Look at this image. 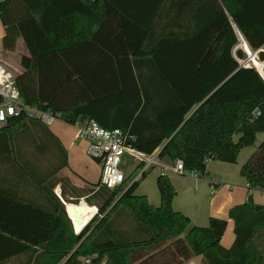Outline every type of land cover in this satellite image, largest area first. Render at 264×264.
I'll return each mask as SVG.
<instances>
[{"label":"trees","instance_id":"obj_1","mask_svg":"<svg viewBox=\"0 0 264 264\" xmlns=\"http://www.w3.org/2000/svg\"><path fill=\"white\" fill-rule=\"evenodd\" d=\"M0 22L2 50L21 39L28 52L15 76L22 101L67 125L120 130L136 152L181 160L199 177L210 161L235 164L264 134V53L258 69L240 65L248 47L264 51V0H4ZM3 126L38 197L0 191V264H264V207L250 195L264 189V139L241 167L248 198L228 212L234 241L225 249L227 222L193 226L172 209L167 176L156 179L157 208L135 195L148 172L114 190L58 179L67 154L46 126L24 114ZM80 199L98 216L76 235L63 203Z\"/></svg>","mask_w":264,"mask_h":264},{"label":"crops","instance_id":"obj_2","mask_svg":"<svg viewBox=\"0 0 264 264\" xmlns=\"http://www.w3.org/2000/svg\"><path fill=\"white\" fill-rule=\"evenodd\" d=\"M0 25V63L5 65L14 76H17L23 71L19 61L23 56H27L28 52L21 39L16 42L13 52H4L1 45L4 29L1 22ZM240 47L244 50L243 46ZM249 50L251 51L248 47ZM3 127L0 125V191L16 192L19 197L23 195L24 198L35 199L38 197V192L32 186L22 183V173L14 163L12 143L1 134ZM47 129L59 141L67 154V168L59 173L57 178L73 177L87 185L99 183L100 167L86 155L87 143L76 139L75 129L59 120L54 121ZM30 133L35 134L33 128H30ZM27 134L29 132L25 133ZM15 139L21 151L20 154L28 153V140L23 134L17 135ZM263 139L264 134L258 135L256 145L242 150L235 164L208 162L206 164L207 177L180 176L170 171L164 174L170 180L176 193L172 209L187 217L193 226L205 228L211 218L227 222L226 230L220 240L221 246L225 249L230 248L234 241L233 221L228 219V212L233 207L245 203L248 198L247 184L240 176L241 167ZM162 163L166 168L172 166ZM147 172L146 178L139 184L135 195L145 197L149 205L157 208L160 205V197L156 179L162 173L157 168H151ZM55 190L58 196L59 187L57 186ZM250 195L254 204L264 207V189H252ZM182 264H202V260L201 257L196 256Z\"/></svg>","mask_w":264,"mask_h":264},{"label":"built area","instance_id":"obj_3","mask_svg":"<svg viewBox=\"0 0 264 264\" xmlns=\"http://www.w3.org/2000/svg\"><path fill=\"white\" fill-rule=\"evenodd\" d=\"M3 2L4 0H0V4ZM240 65L250 68V65L244 62H240ZM23 114L27 119L37 120L46 127L59 120L50 112L26 106L16 87L15 76L5 65L0 63V125H4L10 118H19ZM72 127L75 129L76 139L87 143L86 155L99 165L101 170L99 184L106 189L114 190L127 179V173L122 169L125 157L138 161L139 165L142 164V167L139 168L137 165L131 171L129 176L133 178L130 180V184L137 181L149 169L156 168L146 159L138 157L141 154L129 146V139L120 130H105L91 120L78 121ZM156 155L147 157L156 159ZM158 169L163 176L170 171L180 176L200 178L195 172H186L181 160H175L171 167ZM81 263L90 264V259H82Z\"/></svg>","mask_w":264,"mask_h":264},{"label":"water","instance_id":"obj_4","mask_svg":"<svg viewBox=\"0 0 264 264\" xmlns=\"http://www.w3.org/2000/svg\"><path fill=\"white\" fill-rule=\"evenodd\" d=\"M241 46H243V47L246 46V44H245V42H244V40L242 38H241ZM244 51L246 52V50H244ZM259 52H263L264 53V51H262V50H252V53L251 54H248L246 52L247 61L248 62L253 61V59L256 58V55ZM250 67L253 68L252 66H250ZM259 75H260V77L264 81V78L261 76V74H259ZM79 204L74 205V204H66V203H63L64 208H65L66 215H67L68 219L70 220L71 225H72V228H73V231H74V233L76 235L80 234L91 223V221L94 219V217H93V218L89 219L88 221L83 220L79 213L80 212H84L85 208L82 207V206H80ZM84 204L87 205L86 203H84ZM96 213H97V210H96Z\"/></svg>","mask_w":264,"mask_h":264},{"label":"rangeland","instance_id":"obj_5","mask_svg":"<svg viewBox=\"0 0 264 264\" xmlns=\"http://www.w3.org/2000/svg\"><path fill=\"white\" fill-rule=\"evenodd\" d=\"M0 30H1V25H0ZM249 52H250V50H249ZM245 64H249L250 66H251V64H250V62H248L247 61V55H246V59L243 61ZM262 63H264V62H262ZM50 127V126H49ZM137 165H139V162L138 161H136V160H133V159H131V158H129V157H125L124 158V162H123V167H122V169L127 173V179L125 180V183H124V185H123V188L122 189H125L129 184H130V180L133 178V177H130L129 175H130V173H131V171L137 166ZM57 190H55L54 192H56ZM56 194V193H55ZM73 200V199H72ZM80 203V204H79ZM85 203V201H84V199H80L79 201H78V203L77 204H79L80 206H82V207H84L85 208V210H84V212H80L79 214H80V216L82 217V219L83 220H85V221H88L93 215H95V216H93L94 218H96L97 216H98V211H97V213H96V207H89V206H87V205H85L84 204ZM66 204H68V203H66ZM68 206V205H67ZM96 208V209H95ZM73 217V216H72Z\"/></svg>","mask_w":264,"mask_h":264},{"label":"bare ground","instance_id":"obj_6","mask_svg":"<svg viewBox=\"0 0 264 264\" xmlns=\"http://www.w3.org/2000/svg\"><path fill=\"white\" fill-rule=\"evenodd\" d=\"M246 52H248V54H251L252 53V50L249 52L246 50ZM250 64L253 68L255 69H258V66H257V63H256V58L253 59V61H250ZM263 77V76H262ZM264 78V77H263ZM139 158L141 159H146L148 162H150L151 164H153L154 166H156V168H166V166L163 165V163L161 161H158L156 159H153V158H148L147 156L141 154V155H138Z\"/></svg>","mask_w":264,"mask_h":264}]
</instances>
